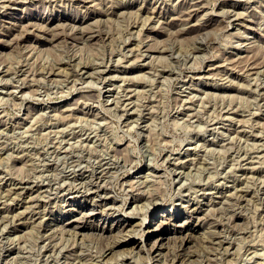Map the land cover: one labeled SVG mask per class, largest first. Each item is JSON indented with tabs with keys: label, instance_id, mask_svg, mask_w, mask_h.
I'll use <instances>...</instances> for the list:
<instances>
[{
	"label": "rangeland",
	"instance_id": "374dc122",
	"mask_svg": "<svg viewBox=\"0 0 264 264\" xmlns=\"http://www.w3.org/2000/svg\"><path fill=\"white\" fill-rule=\"evenodd\" d=\"M0 264H264V0H0Z\"/></svg>",
	"mask_w": 264,
	"mask_h": 264
},
{
	"label": "bare ground",
	"instance_id": "6f19581e",
	"mask_svg": "<svg viewBox=\"0 0 264 264\" xmlns=\"http://www.w3.org/2000/svg\"><path fill=\"white\" fill-rule=\"evenodd\" d=\"M192 11V10H191ZM188 15H189V13H188ZM87 31V30H86ZM160 57V56H159ZM8 70V69H7ZM89 70V69H88ZM49 71V70H48ZM55 71V70H54ZM53 72V71H52ZM87 72V71H86ZM93 74V73H92ZM109 75V74H108ZM130 104V103H129ZM75 109V108H74ZM22 189V188H21ZM8 197V196H7ZM84 212V211H83ZM97 212L96 211H94V210H90V211H88L87 213H85L84 214V216L86 217V218H89V217H93L95 214H96ZM161 217H164V218H169L168 216H166V215H164V214H162L161 215ZM160 218V217H159ZM160 220V219H159ZM165 219H161L160 221H158V226H161V225H163L164 223H166L165 221L167 220H165ZM72 221H78V222H80V221H82V220H79V218H75V219H73ZM86 222H87V220H86ZM177 222V221H176ZM47 223V222H46ZM104 223V222H103ZM157 224V223H156ZM74 226H77V227H79V226H85V227H88V224H86L85 222L84 223H82L81 225L79 224V223H75V224H73ZM104 225V224H103ZM174 225H175V223H174ZM156 226V225H155ZM154 226V227H155ZM82 227V228H83ZM112 227V228H111ZM111 227H106V226H98V225H94L93 226V228L94 229H97V230H99L100 232H101V234L103 233L104 234V232L105 231H109V235L110 236H113V239H111L110 241H111V243L109 244V245H107V244H105V245H107L106 247V249L105 250H103V251H101V255L104 253V252H106L107 250H110L111 248H113L114 246H117V245H120V239L118 238V236H120V238H121V236L123 235V233H124V235L126 234V232L125 231H129L130 229H132L133 228V225H132V223L129 221V220H126V219H121V218H118L117 220H115V222L114 223H112L111 224ZM63 228H64V226H63ZM157 228V227H156ZM112 230H115V231H113L114 233H112ZM155 230V229H154ZM89 231V230H88ZM91 231V230H90ZM178 231H181V229L180 230H178ZM183 232V231H182ZM190 232V231H189ZM128 234V233H127ZM51 235V234H50ZM123 235V236H124ZM177 235V234H176ZM73 236V235H72ZM85 236H86V234H85ZM88 236V235H87ZM170 236V235H169ZM175 236V235H174ZM178 236V235H177ZM180 236V235H179ZM92 237V236H91ZM171 237H172V235H171ZM168 238V237H167ZM178 238V237H177ZM181 238V237H180ZM165 239V238H164ZM185 239V237L184 238H181V243L183 242V240ZM178 240V239H177ZM52 242V241H51ZM167 242V241H166ZM162 243V242H161ZM176 243V242H175ZM175 243H174V245H175ZM156 246H157V244H155ZM162 245V244H161ZM182 245V244H181ZM173 246V245H172ZM175 247V246H174ZM104 247H102L100 250H102ZM121 248V247H120ZM173 248V247H172ZM171 248V249H172ZM176 248V247H175ZM174 248V249H175ZM171 249H170V251H171ZM99 250V251H100ZM169 250V249H168ZM173 250V249H172ZM173 252V251H172ZM182 253V252H181ZM120 254V253H119ZM159 254V253H158ZM173 255V254H172ZM170 256V255H169ZM167 258H169V257H167ZM172 258V257H171ZM170 258V259H171ZM87 260V259H86Z\"/></svg>",
	"mask_w": 264,
	"mask_h": 264
}]
</instances>
